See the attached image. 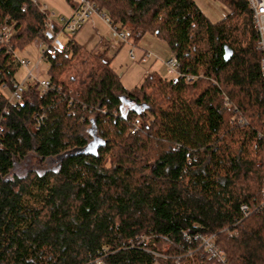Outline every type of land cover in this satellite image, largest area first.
I'll return each mask as SVG.
<instances>
[{
    "label": "trees",
    "instance_id": "16d2710c",
    "mask_svg": "<svg viewBox=\"0 0 264 264\" xmlns=\"http://www.w3.org/2000/svg\"><path fill=\"white\" fill-rule=\"evenodd\" d=\"M215 1L229 14L214 23L194 0H94L134 45L165 43L184 75L240 62L239 114L202 78L150 73L128 91L74 40L50 62L48 91L30 83L10 102L21 67L9 50L52 40L31 0H0V30L16 26L0 46V264H218L211 237L227 264H264L262 53L248 1ZM32 156L59 167L18 175Z\"/></svg>",
    "mask_w": 264,
    "mask_h": 264
},
{
    "label": "rangeland",
    "instance_id": "374dc122",
    "mask_svg": "<svg viewBox=\"0 0 264 264\" xmlns=\"http://www.w3.org/2000/svg\"><path fill=\"white\" fill-rule=\"evenodd\" d=\"M76 1L77 0H37L40 4L41 11L44 7H47L49 10L50 15L46 17L47 23L54 25L56 27V33H60L57 42L61 47H65L70 41L74 40L84 52L91 54L96 59V56L91 53L93 50L91 48H93V46L95 47V45L101 41L111 50L113 54L110 58L112 64L111 67L116 71L124 88L128 91H131L134 88H139L143 82V78L150 73H157L164 80L171 79V77L162 71L161 67L163 64L161 62H153L152 60L147 65H141L130 59L129 54L134 50L137 58H139L142 55V52L145 51L150 53L154 52L162 62L170 60L169 57L172 54L170 49L165 43L156 37L147 35L142 42L135 47L123 45L122 43H119L114 32H112V30L109 29L98 16L89 18L83 29L76 35H72L69 31H65L64 21H68L72 18V3ZM194 1L201 11L214 23L223 20L226 15L229 14L228 11L225 8H222V5L215 0ZM80 41L84 45H80ZM113 44L118 46L119 49H111L110 45ZM44 46L45 44L43 41L37 39L24 51L16 53L20 60H26L30 63V70L33 71L34 80H30L28 83L49 80L48 71L51 64L47 60L41 61L45 52ZM244 73L241 63L234 62L225 73V79L227 80V77L235 76L236 80H242ZM27 75V70L21 68L16 76L17 83L22 85L27 79ZM4 94L9 99L13 96V92L9 90H5ZM134 125L132 129L134 128ZM59 164V158L43 161L36 156H32L16 169V173L18 175L26 174L30 170L40 173H44L48 170L54 171L59 167Z\"/></svg>",
    "mask_w": 264,
    "mask_h": 264
},
{
    "label": "built area",
    "instance_id": "2783aa9c",
    "mask_svg": "<svg viewBox=\"0 0 264 264\" xmlns=\"http://www.w3.org/2000/svg\"><path fill=\"white\" fill-rule=\"evenodd\" d=\"M31 2L34 5H37L38 2L37 0H31ZM78 7L76 9V11L74 12V15L72 17V19L68 22H66L65 26L67 28V30L71 33V34H75L77 33L82 26L85 23V20L95 14H98V11L95 7V5L93 4V0H78ZM248 3L250 5V9H254L256 11V18H254V29L256 31V34L258 36L259 39V49L262 51L263 53V60L261 63V71H262V75H263V79H264V0H248ZM47 7L44 8L43 12H46ZM102 21L108 26H111V23L109 21V19L103 15L101 17ZM15 35V28L13 25H5L2 30L0 31V44L3 45L5 43H7L13 36ZM119 38L122 41H126V36L121 34L119 35ZM56 57V52L55 50H51L48 49L45 53L43 58L41 59V61H44L46 58H50L52 60H55ZM150 56H147L143 61H142V65L147 64L148 60H149ZM131 60L133 62H136L135 58L132 56ZM20 66H22L25 69H28V79H33L34 75H33V71L30 70V63L25 62V61H20L19 62ZM166 68L169 72V74L171 75H175L178 77H182L179 74V64L178 61L174 58L173 60H171L167 65ZM194 81V78H187V82L191 83ZM50 84L49 83H42L41 87L42 89L47 90L49 88ZM23 88L20 86L19 89L17 90L16 93H13V96L10 99V102H21V90ZM139 127V121L136 122V124L134 125V128L131 129L130 134L134 135ZM264 137V136H263ZM262 201H261V208L264 209V178H263V187H262ZM243 212L246 213V215H248V208L244 207ZM203 248L212 256L213 259L216 260V262L218 264H227V261L223 255V253L221 251H219L216 247H215V237H211V238H207V239H203ZM98 264H103V263H98Z\"/></svg>",
    "mask_w": 264,
    "mask_h": 264
},
{
    "label": "bare ground",
    "instance_id": "6f19581e",
    "mask_svg": "<svg viewBox=\"0 0 264 264\" xmlns=\"http://www.w3.org/2000/svg\"><path fill=\"white\" fill-rule=\"evenodd\" d=\"M248 1V0H247ZM75 4H76V7L74 8L73 7V15H74V12L76 11V9H77V7H78V5H79V3H78V0L76 1V2H74ZM93 4L95 5V7H96V9H97V11H98V14H95V15H92V16H90V17H88L86 20H85V23H84V25L82 26V28L80 29V30H82L83 29V27L85 26V24L87 23V21L89 20V18H91V17H93V16H98L100 19H101V17L103 16V15H105L108 19H109V17L107 16V14L106 13H103V12H101L99 9H98V7H97V4L94 2V0H93ZM249 4V3H248ZM34 5V4H33ZM38 9H39V11L42 13V14H44L46 17L47 16H49L50 15V12H49V10L47 9L46 10V12H43V10H44V8L42 9V11L40 10V4L38 3L37 5H35ZM223 8V7H222ZM249 8H250V5H249ZM251 10V13H252V16H253V21H254V18H256V11L254 10V9H250ZM73 15H72V17H73ZM72 19V18H71ZM70 19V20H71ZM70 20H68V21H70ZM102 20V19H101ZM68 21H64V30L65 31H68L67 30V28H66V26H65V24H66V22H68ZM109 21H110V23H111V26L110 27H108L103 21V23L109 28V29H111L112 30V32H114V34L116 35V37H117V39H118V41H119V43H122L123 45H130L131 47H135L136 45H134V43L132 42V40H130V36H129V31H127V30H121L119 27H116V26H114L113 25V23L111 22V20L109 19ZM14 26V25H13ZM253 27H254V23H253ZM14 28H16V26H14ZM2 30V29H1ZM0 30V31H1ZM79 30V31H80ZM255 30V29H254ZM46 31H47V34H49L50 35V39L52 40V43L50 44V45H45L44 47H45V52L48 50V49H51V50H55V52H56V57H57V55H58V51H61V48H63V47H61L60 46V44L57 42V40H58V38H59V36H60V33H56V27L54 26V25H51V24H49V23H46ZM78 31V32H79ZM77 32V33H78ZM256 32V31H255ZM77 33H75V34H72V35H76ZM121 34H123V35H125L126 36V41L124 42V41H122L120 38H119V35H121ZM15 35H16V29H15ZM14 35V36H15ZM257 35V34H256ZM13 36V37H14ZM12 37V38H13ZM12 38L7 42V43H5V44H3V45H1L0 44V46H4V47H6V46H8L9 44H10V41L12 40ZM257 39H258V36H257ZM117 48L119 49V47L117 46ZM258 49H259V39H258ZM260 50V49H259ZM261 51V50H260ZM44 52V53H45ZM8 53H12L13 55H14V57H15V59H16V61L19 63L20 61H25V62H27L28 63V61H26V60H20L19 58H18V56H17V54L14 52V51H12V49H10L9 50V52ZM261 53H262V51H261ZM66 54H69V51H66ZM44 56V55H43ZM129 56H130V59L132 58V56L135 58V60H136V62L135 63H137V64H141L142 65V61L147 57V56H150V58H149V60H148V62H147V64H149L150 63V61H152L153 60V62H161L162 64H163V67H164V71L166 72V74L169 76V77H171V79H168V80H177V79H181V80H183L184 82H185V84H187V85H192L193 83H195L196 81H198L199 79H201L202 77H194V76H189V75H184V74H182V72H181V67H180V63H179V61H178V58L176 57V55H173L172 54V56H171V58H170V60H168V61H166V62H162L161 60H160V58H158L156 55H154V54H152V53H150V52H142V55L139 57V58H137L136 57V52L134 51V50H132L131 52H130V54H129ZM225 56V55H224ZM56 57H55V60H56ZM176 59L177 61H178V64H179V74L182 76V77H178V76H175V75H171V74H169V72H168V70H167V68H166V65L171 61V60H173V59ZM97 59V58H96ZM233 59V58H232ZM45 60H47V61H49V62H51V61H55V60H52V59H50V58H46ZM44 60V61H45ZM98 60V59H97ZM262 60H263V53H262ZM262 60H261V63H262ZM100 61V60H99ZM232 61V60H231ZM230 61V62H231ZM229 62V63H230ZM103 63V62H102ZM229 63H227V64H229ZM107 64H110V63H107ZM147 64H145V65H147ZM20 65V64H19ZM111 65V64H110ZM21 68H23L22 66H20ZM25 69V68H24ZM229 69V68H228ZM228 69L226 70V71H223L222 73H221V76H218V77H216V78H205V77H203L202 78V80L203 81H207L208 83H210V84H212V85H214L220 92H221V94H222V97H223V99H224V104H225V106H226V108L228 109V110H231V111H233L234 113L235 112H237V114H239V113H241V111L244 109V107H245V102L248 100V96L245 94V93H242V98L241 99H239L238 98V95H237V92L235 91L236 89H239V86H238V84H242V85H244L243 84V79L242 80H236V78H235V76H230V77H227V80L225 79L226 78V76H225V73L228 71ZM27 70V73H28V69H26ZM260 72H261V76H262V80H263V83H264V79H263V75H262V71H261V64H260ZM147 77V76H146ZM187 78H194V81L193 82H191V83H188L187 82ZM30 80H34V78L33 79H28V75H27V79L25 80V82L22 84V85H20L23 89H25L26 88V86L28 85V84H30V83H28V81H30ZM167 80V79H166ZM28 83V84H27ZM31 83H36L37 85H38V87H39V89L44 93V92H46V91H48V89L50 88V86H49V88L47 89V90H45V89H42V87H41V84L42 83H49L50 84V82H49V80L48 81H43V82H40V81H35V82H31ZM144 83V82H143ZM19 86V87H20ZM22 89V90H23ZM125 106L127 107V108H129L127 105H126V101L124 102V110H125ZM130 109V108H129Z\"/></svg>",
    "mask_w": 264,
    "mask_h": 264
},
{
    "label": "crops",
    "instance_id": "0c3cea01",
    "mask_svg": "<svg viewBox=\"0 0 264 264\" xmlns=\"http://www.w3.org/2000/svg\"><path fill=\"white\" fill-rule=\"evenodd\" d=\"M81 43V44H80ZM80 45H84L81 41H80ZM110 48L111 49H115V48H117V46H115L114 44L113 45H110ZM91 49H93L92 51H91V53L93 54V55H95L96 56V58L98 59V60H100L101 62H103V63H110L111 64V62H110V58H111V56L113 55L112 54V52H111V50L109 49V47H106L105 46V44H103L101 41H99L96 45H95V47L93 46V48H91ZM118 49V48H117ZM151 53H153L154 54V52H151ZM155 55V54H154ZM171 56H172V54L170 55V57L169 58H171ZM112 65V64H111ZM162 71L166 74V72L164 71V67H163V65H162ZM145 78L146 77H144L143 78V82H144V80H145ZM43 81H48V80H43ZM42 81V82H43ZM143 82H142V84H143ZM24 83V82H23ZM19 85H21L20 83H18ZM141 84V85H142Z\"/></svg>",
    "mask_w": 264,
    "mask_h": 264
},
{
    "label": "water",
    "instance_id": "95a60500",
    "mask_svg": "<svg viewBox=\"0 0 264 264\" xmlns=\"http://www.w3.org/2000/svg\"><path fill=\"white\" fill-rule=\"evenodd\" d=\"M234 57V54L232 51L226 49L225 50V56H224V60H225V63H229L232 58ZM126 105L130 108V110L133 112V113H137V111L139 110V106L135 105L133 102L131 101H126Z\"/></svg>",
    "mask_w": 264,
    "mask_h": 264
}]
</instances>
